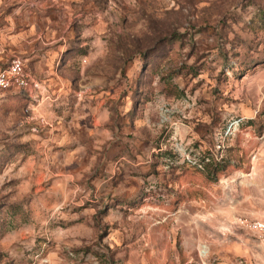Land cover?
I'll return each instance as SVG.
<instances>
[{"label":"rangeland","instance_id":"obj_1","mask_svg":"<svg viewBox=\"0 0 264 264\" xmlns=\"http://www.w3.org/2000/svg\"><path fill=\"white\" fill-rule=\"evenodd\" d=\"M0 17L34 33L44 83L0 92V264H264L240 223L264 220V0H0ZM204 157L233 166L208 182Z\"/></svg>","mask_w":264,"mask_h":264},{"label":"crops","instance_id":"obj_2","mask_svg":"<svg viewBox=\"0 0 264 264\" xmlns=\"http://www.w3.org/2000/svg\"><path fill=\"white\" fill-rule=\"evenodd\" d=\"M1 18V17H0ZM10 20H8L7 18H5L6 21H8L7 23L13 27L12 30H10L8 33H6L5 35L2 33V35L0 36V45L2 48V52L0 53V68L4 66V64L10 60L12 57L14 56H19L22 58V60L24 61V66L27 69V57H29L30 54H28V56L24 55L26 53V51L22 52L23 49H26L27 47L29 48L31 45V42L34 40V33L30 34V31L27 30H23V29H15L14 26V22L11 18H9ZM2 21V19L0 20V22ZM1 27V25H0ZM1 29V28H0ZM37 55V54H36ZM38 57H36L35 61H38V65L39 63L42 62V59H40L39 55H37ZM38 58V59H37ZM41 66V65H40ZM34 82V81H33ZM50 84H54L57 85V79H51V81H49ZM49 84V83H48ZM61 84V83H60ZM34 87H28L26 89H11L9 91H25L26 95L28 97L31 98H35L36 96H39L36 94V92L38 90L41 89V86L44 85L43 82H34ZM46 85V83H45ZM44 93V91H42ZM41 92V93H42ZM60 96H56L55 95H50L48 92L46 94V97L44 98V100L46 101H52L55 102Z\"/></svg>","mask_w":264,"mask_h":264},{"label":"built area","instance_id":"obj_3","mask_svg":"<svg viewBox=\"0 0 264 264\" xmlns=\"http://www.w3.org/2000/svg\"><path fill=\"white\" fill-rule=\"evenodd\" d=\"M2 30L0 29V36ZM2 48L0 45V53ZM31 84V78L26 71L24 61L19 56H14L0 68V92L11 89H26ZM240 223L249 231L256 234L264 242V220H241Z\"/></svg>","mask_w":264,"mask_h":264},{"label":"trees","instance_id":"obj_4","mask_svg":"<svg viewBox=\"0 0 264 264\" xmlns=\"http://www.w3.org/2000/svg\"><path fill=\"white\" fill-rule=\"evenodd\" d=\"M202 169H196L197 172H201L204 175L206 181L216 182L221 175L225 174L229 168L233 165L227 163L226 161H218L215 159H206L205 157L201 159V163L198 164ZM237 168V165H234ZM191 196V195H190ZM184 197H177L175 202H181Z\"/></svg>","mask_w":264,"mask_h":264}]
</instances>
